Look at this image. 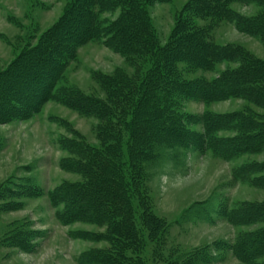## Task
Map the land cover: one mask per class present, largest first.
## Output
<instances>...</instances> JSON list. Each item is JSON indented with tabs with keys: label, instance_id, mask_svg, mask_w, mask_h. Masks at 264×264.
I'll return each instance as SVG.
<instances>
[{
	"label": "trees",
	"instance_id": "obj_1",
	"mask_svg": "<svg viewBox=\"0 0 264 264\" xmlns=\"http://www.w3.org/2000/svg\"><path fill=\"white\" fill-rule=\"evenodd\" d=\"M170 1L71 0L61 19L26 44L11 63L14 71L6 75L13 80L16 103L11 94L6 95L5 82H0V116L13 115L16 109L19 115L31 116L44 100L56 96L65 106L97 121L96 145L77 134L59 141L69 153L61 160L62 168L81 179L63 182L48 192L66 224L83 222L103 228L89 233L90 238L108 246L82 254L86 264L201 262L194 253L175 259L162 255L167 224L152 212L142 187L148 164L164 150H187L192 145L224 158L264 149V60L239 44H219L212 38L213 29L225 22L264 46V0H188L175 17L169 40L161 44L150 7ZM232 3L253 5L255 12L241 14ZM115 11L113 19L101 18L102 13ZM92 41L134 67L130 75L119 68L110 75L93 73L103 98L73 86H57L76 59L77 48ZM223 63L232 66L211 78L184 75L213 71ZM232 98L250 107L224 116L205 113L200 118L202 132L187 129L193 119L183 112L185 101ZM220 130L235 134L219 137ZM251 168L258 169L254 181L264 184V160L239 168L235 178L245 179ZM226 218L234 225L261 223L254 231L239 234L232 249L246 264H264V201L240 203L227 211Z\"/></svg>",
	"mask_w": 264,
	"mask_h": 264
},
{
	"label": "rangeland",
	"instance_id": "obj_2",
	"mask_svg": "<svg viewBox=\"0 0 264 264\" xmlns=\"http://www.w3.org/2000/svg\"><path fill=\"white\" fill-rule=\"evenodd\" d=\"M70 1L0 0V82H5L9 89L6 95L11 94L14 103L17 98L10 85L13 80L6 75L14 71L11 63L26 44L61 19ZM187 1L156 2L150 7L161 44L169 40L175 17ZM231 7L241 14L255 12L253 5L232 3ZM116 16L117 11L101 14L108 20ZM212 38L219 44H239L264 60V46L230 23L220 22ZM230 66L223 63L213 71L196 70L184 75L189 79L211 78ZM118 68L128 75L134 70L122 56L102 44L86 42L77 48L76 59L68 64L57 86H73L84 94L103 98L93 73L110 75ZM50 97L31 116L19 115L17 109L13 115L0 116V264H86L80 258L82 254L108 246L90 238L89 233H100L102 227L83 222L66 224L48 199V192L57 185L81 179L62 168L61 160L67 159L69 153L59 141L73 139L77 134L97 144V121L65 106L56 96ZM246 107L250 104L238 98L211 103L188 100L183 112L191 115L194 122L191 120L186 127L200 133L203 114L224 116ZM234 134L220 130L216 135L227 138ZM263 160L264 149L224 158L192 145L187 150H164L151 161L142 187L152 212L167 224L162 255L175 259L194 253L201 258L197 264H246L232 246L239 234L254 231L261 223L234 225L226 215L240 203L264 201V184L254 181L259 175L257 168H251L245 179L234 176L239 168L254 167Z\"/></svg>",
	"mask_w": 264,
	"mask_h": 264
}]
</instances>
